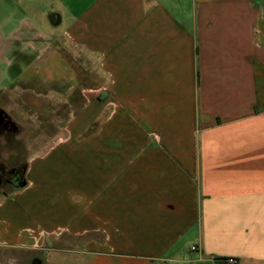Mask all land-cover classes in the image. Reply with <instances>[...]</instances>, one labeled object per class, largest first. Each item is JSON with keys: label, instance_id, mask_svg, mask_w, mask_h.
<instances>
[{"label": "crops", "instance_id": "crops-1", "mask_svg": "<svg viewBox=\"0 0 264 264\" xmlns=\"http://www.w3.org/2000/svg\"><path fill=\"white\" fill-rule=\"evenodd\" d=\"M1 4L19 18L3 49L43 58L46 23L99 80L0 198V246L46 264H264V0ZM61 236L75 244L45 248Z\"/></svg>", "mask_w": 264, "mask_h": 264}, {"label": "rangeland", "instance_id": "rangeland-1", "mask_svg": "<svg viewBox=\"0 0 264 264\" xmlns=\"http://www.w3.org/2000/svg\"><path fill=\"white\" fill-rule=\"evenodd\" d=\"M4 19L7 18H4L1 4L0 117H3L4 124H0V163L5 165L16 156L20 165L26 163L27 167L28 155L34 151L43 152L41 146L55 138L57 128H62L69 116L82 107V90L91 84L97 85L99 77H83L85 63H89L90 57L81 49L67 45L65 40L47 35L50 34L48 32L55 33L53 29L56 28L46 23L44 31L48 39L41 43L30 36L28 39L29 46L34 49L36 42L39 47L44 46L43 58H37L35 50L21 51L20 43L9 53L3 48L10 29L17 27L19 18ZM43 20L46 21L45 18ZM53 52L58 53L61 63L55 59L54 65H46V61H51ZM94 62L93 58L90 62L93 75L96 73ZM5 171L0 172V181L5 184L8 180L11 184L13 174ZM7 184L3 188L9 192L11 188ZM73 244L74 241L61 236L57 241L49 240L45 248H63ZM44 260L40 248L0 246V264H46Z\"/></svg>", "mask_w": 264, "mask_h": 264}, {"label": "trees", "instance_id": "trees-1", "mask_svg": "<svg viewBox=\"0 0 264 264\" xmlns=\"http://www.w3.org/2000/svg\"><path fill=\"white\" fill-rule=\"evenodd\" d=\"M5 165L0 163V172H2V170L4 171L7 170L8 173L13 174V179L11 180V184L8 182V180L5 181V184H2V181H0V198L7 196L8 194L14 191L19 190L20 188L23 187L25 182L24 175L26 171V163L20 165L19 158L15 156L12 157V159L7 164L5 163ZM6 184L9 188H11L9 192H6L4 190L5 188H3V186Z\"/></svg>", "mask_w": 264, "mask_h": 264}, {"label": "flooded vegetation", "instance_id": "flooded-vegetation-1", "mask_svg": "<svg viewBox=\"0 0 264 264\" xmlns=\"http://www.w3.org/2000/svg\"><path fill=\"white\" fill-rule=\"evenodd\" d=\"M3 122H4V120H3V117L1 116L0 117V124H4Z\"/></svg>", "mask_w": 264, "mask_h": 264}]
</instances>
